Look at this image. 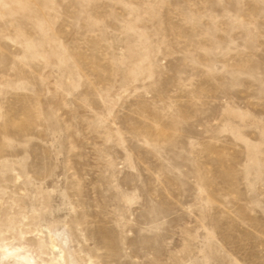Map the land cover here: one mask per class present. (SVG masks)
Segmentation results:
<instances>
[{
    "label": "rangeland",
    "instance_id": "1",
    "mask_svg": "<svg viewBox=\"0 0 264 264\" xmlns=\"http://www.w3.org/2000/svg\"><path fill=\"white\" fill-rule=\"evenodd\" d=\"M48 232L264 264V0H0V259Z\"/></svg>",
    "mask_w": 264,
    "mask_h": 264
},
{
    "label": "bare ground",
    "instance_id": "2",
    "mask_svg": "<svg viewBox=\"0 0 264 264\" xmlns=\"http://www.w3.org/2000/svg\"><path fill=\"white\" fill-rule=\"evenodd\" d=\"M49 249L52 254L53 264H80L68 246V237L64 234L54 236L48 232ZM39 244L38 241H34ZM0 264H35L32 251L29 249H18L4 252L0 259Z\"/></svg>",
    "mask_w": 264,
    "mask_h": 264
}]
</instances>
